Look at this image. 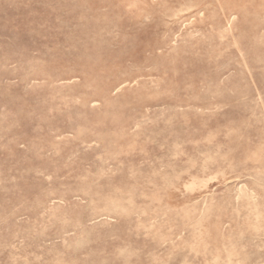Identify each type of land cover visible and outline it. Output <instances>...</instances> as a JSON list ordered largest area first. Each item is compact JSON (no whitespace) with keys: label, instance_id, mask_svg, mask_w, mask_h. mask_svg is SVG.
Here are the masks:
<instances>
[{"label":"rangeland","instance_id":"obj_1","mask_svg":"<svg viewBox=\"0 0 264 264\" xmlns=\"http://www.w3.org/2000/svg\"><path fill=\"white\" fill-rule=\"evenodd\" d=\"M0 264H264V0H0Z\"/></svg>","mask_w":264,"mask_h":264}]
</instances>
